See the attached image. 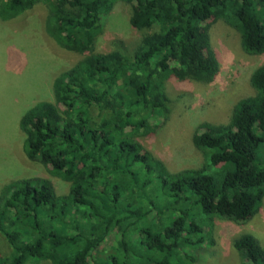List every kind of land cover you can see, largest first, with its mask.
Here are the masks:
<instances>
[{"label": "trees", "instance_id": "obj_1", "mask_svg": "<svg viewBox=\"0 0 264 264\" xmlns=\"http://www.w3.org/2000/svg\"><path fill=\"white\" fill-rule=\"evenodd\" d=\"M116 1L129 4L132 26L146 31L133 55L94 51ZM38 3L47 4L52 38L84 56L56 76L54 101L22 116L23 148L71 186L59 194L48 178L24 177L3 187L0 233L11 251L0 264H191L198 254L188 248L213 244L217 217L245 222L260 210L264 64L251 76L255 94L235 104L229 122L197 126L202 166L172 171L138 137L156 133L166 119L168 78L216 75L212 21L239 30L246 52L264 53V0H0V17ZM112 232L116 244L102 253ZM234 246L241 264H264L253 234Z\"/></svg>", "mask_w": 264, "mask_h": 264}, {"label": "rangeland", "instance_id": "obj_2", "mask_svg": "<svg viewBox=\"0 0 264 264\" xmlns=\"http://www.w3.org/2000/svg\"><path fill=\"white\" fill-rule=\"evenodd\" d=\"M48 7L38 3L16 17H0V196L3 187L24 177L48 178L59 194L68 193L70 182L53 174L42 162L27 157L20 127L24 113L40 101H54V80L71 68L83 54L59 45L46 30ZM145 30L132 26L130 5L116 1L103 20L94 51L122 50L133 55ZM212 47L218 60V71L212 80H166L170 110L160 121L156 133L139 136L138 140L161 159L172 171L203 165V151L193 142L202 122L227 123L235 104L255 94L251 76L264 64V53L244 50L239 30L219 19L211 22ZM211 172L215 168H210ZM200 208L194 210L202 216ZM244 233L253 234L264 247V201L248 221L239 222L217 217L212 229L213 244L188 248L197 255L191 264H241L243 258L234 240ZM116 232L103 241L102 253L116 244ZM11 247L0 233V255H9ZM27 264H52L46 259L31 258Z\"/></svg>", "mask_w": 264, "mask_h": 264}]
</instances>
